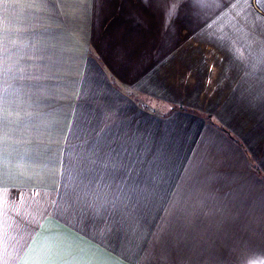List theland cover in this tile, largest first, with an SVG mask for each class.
<instances>
[{
    "label": "crops",
    "instance_id": "crops-1",
    "mask_svg": "<svg viewBox=\"0 0 264 264\" xmlns=\"http://www.w3.org/2000/svg\"><path fill=\"white\" fill-rule=\"evenodd\" d=\"M133 5L0 3V33L25 76L8 81L21 92L2 130L0 264L30 250L106 264H264V0H149L147 24ZM120 121L155 135L140 149L158 175L138 229L114 236L62 194L66 168L79 182L70 149L78 157L90 129Z\"/></svg>",
    "mask_w": 264,
    "mask_h": 264
},
{
    "label": "snow or ice",
    "instance_id": "snow-or-ice-1",
    "mask_svg": "<svg viewBox=\"0 0 264 264\" xmlns=\"http://www.w3.org/2000/svg\"><path fill=\"white\" fill-rule=\"evenodd\" d=\"M4 2L5 0H0V3ZM109 2L111 0H93L94 4L101 7ZM119 2L123 7L131 3V0ZM186 2L188 0H181V3ZM139 4L141 7L132 6L129 15L137 23L147 24L148 14L152 11L149 0H139ZM171 18L173 17L166 15V28L168 19ZM14 46L15 41L6 43L0 33V148L6 143L2 130L8 119L9 96L19 98L21 92L20 87H15L8 81L25 79L23 74L16 75L17 72L23 73L24 69L16 67L18 61L12 60L11 48ZM176 127L179 129L182 125L177 123ZM90 132L95 139L90 146H83L78 157L75 149H70L74 153V173L79 175V182L75 181L73 173L66 168L68 182L62 200L78 209L82 219L93 224L98 221L103 223L107 233L118 236L132 232L138 229L141 217L149 210L156 196L158 170L154 160H150L147 152L140 149L141 144H151L155 135L141 131L130 121H120L106 129L92 128ZM148 151H151L150 147ZM261 225L264 226V220ZM55 252L53 250L52 253L37 255L35 250H30L21 264H106L99 259H72L70 256L51 258Z\"/></svg>",
    "mask_w": 264,
    "mask_h": 264
},
{
    "label": "rangeland",
    "instance_id": "rangeland-1",
    "mask_svg": "<svg viewBox=\"0 0 264 264\" xmlns=\"http://www.w3.org/2000/svg\"><path fill=\"white\" fill-rule=\"evenodd\" d=\"M11 80V79H10ZM134 95V94H133ZM151 103H152V100H151Z\"/></svg>",
    "mask_w": 264,
    "mask_h": 264
}]
</instances>
